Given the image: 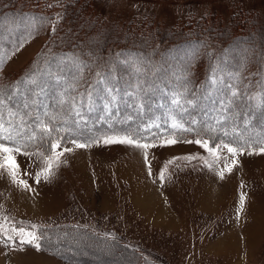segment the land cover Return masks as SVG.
<instances>
[{"label": "rangeland", "instance_id": "rangeland-1", "mask_svg": "<svg viewBox=\"0 0 264 264\" xmlns=\"http://www.w3.org/2000/svg\"><path fill=\"white\" fill-rule=\"evenodd\" d=\"M22 2L43 11V16L36 20L19 11ZM4 5L14 10L9 14L0 11V78L6 88L2 95L9 98L11 94L12 100L22 105L23 114L52 120L51 115L60 112L62 105H57L53 97L58 85L49 72H41L42 58L35 67L32 64L42 56L48 40L58 38L65 29L71 28L65 38L73 37V46L84 49L82 52L122 34L140 39L151 35L149 41L153 42L157 34L203 31L200 43L210 41V50L219 51L211 64L209 59H201L195 68L198 77L209 75L206 98L202 100L206 107H213V99L220 97L221 102L230 92L237 77L232 65L236 54L247 56L239 46L226 45L230 41L220 38L245 33L250 44L264 39V0H0V8ZM57 16L61 23L52 34L55 20L51 17ZM219 39L225 45L217 44ZM145 42L134 45L143 48ZM200 43L156 44L155 53L148 51L144 61L124 55L110 63L99 62L118 67L117 76L108 79L110 84L118 80L122 84L121 101L116 105L123 101L125 106V93H131L133 85L148 84L153 87L149 90L156 92L154 86L180 84L185 79V68L201 52ZM215 45L222 48L217 50ZM6 46L16 47L5 59ZM57 48L61 47L47 52ZM66 62L67 68L78 66V62ZM53 65L48 67L58 72L65 68L59 62ZM259 65L264 70V60ZM146 69H150L148 75L142 73ZM15 79L21 81L18 90ZM256 79L264 83V72ZM27 100L30 109L24 107ZM162 103L166 104L164 110ZM157 104L155 111L160 118L134 130V136L126 134V127L112 122L116 118L113 112L102 113V118L90 117L92 131L83 126L81 119H69L67 126L60 123V117L59 128L70 130L62 140L53 142L61 147L54 152L51 148H33L28 150L30 155H16L18 179L27 181L31 190L14 184L6 173L0 175V225L12 236L11 241H5L0 230V264H264V153L259 151L264 145L242 147V153L232 156L222 147L227 143L216 138L176 135L189 129L174 116L172 108H167L171 103L159 100ZM33 105L35 113L29 111ZM212 110L204 109L205 122L214 119ZM97 121L103 124L99 126ZM202 129L206 131L207 127ZM125 136L156 146L143 149L103 143L107 137ZM169 138L178 142L161 146ZM73 139L91 146L76 148ZM196 139L208 140L209 147L217 145L220 159H214L195 143L183 142ZM64 148L71 151L59 157L58 166L53 161L48 179L41 176L40 183H36L35 175L45 167L36 154L55 155ZM189 156L195 158L184 159ZM233 159L237 164L229 172L225 164ZM139 193L141 200H148L142 211L153 213L160 208L163 214L172 215L174 225L160 227L152 223L151 217L135 205ZM28 196L40 199L37 208L25 206ZM13 227L35 232L41 249L21 244L11 231Z\"/></svg>", "mask_w": 264, "mask_h": 264}, {"label": "trees", "instance_id": "trees-1", "mask_svg": "<svg viewBox=\"0 0 264 264\" xmlns=\"http://www.w3.org/2000/svg\"><path fill=\"white\" fill-rule=\"evenodd\" d=\"M22 5L23 6H18V9L26 13V15L36 20L41 17L40 15L43 16V11L39 12L36 8L26 5L25 2H22ZM13 10L14 9H7L6 5L0 8V11H3L2 14H9ZM51 19L55 20L52 21L55 22L53 23L52 34H55L60 25L59 23H61V17L58 18L57 16V19L51 17ZM92 23L93 22H91V25ZM70 30L71 28L65 29V33L59 34L58 38L54 40L49 39L42 50V56L37 58V60H33V67L41 62L39 66L44 70L41 72L45 73V71H47L49 72L48 74L55 79V84L58 86L55 88L56 90H54L53 97L57 105L58 103L62 105L60 106V112L51 115L54 120L41 115L37 117L31 114L24 116V135L28 143V150L33 148H50V145L54 141H60L63 136L69 135V129L62 130L59 128L60 121L62 125L68 126V124L71 123L69 119L75 118L76 121L81 119L83 120V126L85 128L87 126L90 128L92 123L89 122L88 119L92 116L102 118V113L106 115H109L110 112L115 113L116 118L112 122L118 123L116 125L119 127H126V134L134 136V130L139 131L141 127H147L150 122L160 118L161 115L155 111V108H158V101L160 100L162 102L163 100L170 105V103L172 104V101H170L171 99L173 102L174 99H179L180 104L177 105L173 103L167 106V108H172V110H174L173 113H175L174 116L181 121L184 127L189 129L188 131L177 132L176 135L216 138L236 148L248 147V149H251L264 145V83L256 79L264 72L262 66L259 65V61L264 60V39L263 41H259V43H255V45L249 43L250 39L244 35L245 33L242 35L233 34L232 36H228V38H226V36L220 38L223 41L226 39L230 41L226 45L239 46V50L246 53L247 56L239 57L237 54L235 57L233 56L235 58L232 64L234 67L233 72L237 74V77L233 79L231 83L230 92L221 99V102L220 97H218L217 100L213 99V107H206V104L203 103L202 100L206 98L204 96L206 94V89H208L207 78L209 75L198 77L195 68L198 67L197 63L201 59L205 60L207 58L209 59L208 65L211 64L212 59H217L219 51L210 50V41L207 42L204 40V43H200L204 36L203 31H192L187 34L174 31L167 35L157 34L153 42L149 41L151 35L140 39L137 37L127 38L128 34H122L121 36H116V38L108 37V39H106L107 41H104L99 47L90 46L86 48L87 51L82 52L84 49L77 50V47L73 46V37L70 38L72 40L65 38V35ZM220 39L216 41V43L219 44L221 42L222 45H225ZM138 41H146V45L143 47L144 49L134 45V43ZM197 41H199L202 47L201 52L198 53L196 57H193L192 61L185 68L183 73L185 79L180 84H177V86H154V88L157 89L156 92L155 89L151 92L149 89H153V87H148L150 86L148 84L136 86L127 85L132 87L133 90L131 93H125L124 104L126 107L121 104L123 101L116 105L117 102L121 101L122 84H119L121 83L119 80L115 82V84H110L108 79L111 78L112 75L117 76L118 67H112V64L102 65L99 64V62L105 61L110 63L112 59H121L124 55L144 61L147 59L146 55L150 54L148 51H151L152 54L155 53L154 49L156 44L159 46H169L170 44L175 45L177 43H196ZM76 43H79V41ZM56 46L61 48L55 49L52 53L47 52L53 50L52 48ZM103 46L106 47L103 48ZM15 47L9 46L7 48L6 46L4 52L5 59L10 56ZM165 48L166 47L162 49ZM213 48L219 50L222 46L218 48L215 45ZM38 59H41V61L36 63ZM66 61L71 63L74 61L75 64L78 62V66L71 65L72 69L67 68ZM58 62L61 64L59 65L61 68L65 66V68H63L64 70H61L62 72L55 70L57 68L48 67L51 63L53 65ZM149 70L146 69L142 73L148 75ZM208 70L210 71V68H208ZM23 74L28 76L29 73L25 74L24 72ZM96 78L98 81L95 80ZM17 79H15V86L18 90L17 86L21 84V81L18 83L16 82L18 81ZM26 79L27 81L30 80L28 77H26ZM4 85L5 84L0 78V99L5 100L4 105L0 107V114L3 115L5 121H12L14 125H19L20 116L24 115L21 111L22 105H18L12 98L10 99L8 96L5 97L2 95V92L6 91ZM161 91H166L168 95H166V93L160 95V93H162ZM22 93L23 97H25L26 91L24 89ZM157 93H159V95H157ZM26 102L29 103L28 100ZM108 105H111V107L113 106V108L109 107L108 110L105 109L104 107ZM163 105L162 108L164 110L166 104ZM30 107L32 106H28V109H30ZM34 108L35 105H33V109L29 111L31 113L34 111L35 113ZM211 108L213 109L211 112L213 113L214 119H212L211 122H205L203 119L206 115L204 114L206 113L204 109L209 111ZM48 109L51 110L53 108L50 105ZM15 113H19V115H14ZM60 117H62V120L59 121L58 119H60ZM41 121L46 128L40 126ZM120 121L125 123L124 126L119 124L121 123ZM97 124L101 125L103 123L97 121ZM203 127H207V130H203ZM90 130L92 131L91 128ZM116 130L121 131L119 129ZM66 131L68 133H66ZM122 131L125 132L124 130ZM27 137H31V139H27ZM68 227L78 229L76 226L69 225ZM93 235L91 234V236ZM100 238L102 239L104 237ZM93 239L95 240V238Z\"/></svg>", "mask_w": 264, "mask_h": 264}, {"label": "snow or ice", "instance_id": "snow-or-ice-1", "mask_svg": "<svg viewBox=\"0 0 264 264\" xmlns=\"http://www.w3.org/2000/svg\"><path fill=\"white\" fill-rule=\"evenodd\" d=\"M9 98H11V94H9ZM5 103L4 99H0V107H2ZM174 103L177 105L180 104L179 99H174ZM24 107L27 108L28 104L25 102ZM14 115H19V113H15ZM28 115L27 112L24 113V115L20 116V124L14 125L12 121H5L3 118V115L0 114V175H4L5 173L11 178L12 182L14 184H18L21 186L24 190H31L30 185L27 183V181L18 179V176L20 175V166L16 161V155H30L28 152V143L26 142V137L24 135V128H25V122H24V116ZM38 119V118H37ZM7 125V126H5ZM40 126L43 128H46V126L43 124V122H40ZM27 139H31V137H27ZM73 144H75L76 148H86L90 147L91 145L86 141L84 143H79L75 139L71 141ZM97 142V141H93ZM177 139L169 138L164 141L161 146H170L175 145L177 143ZM185 143H195L199 145L201 148H204L207 150L216 160H219L220 157L217 155L218 147L217 145H213L212 147H209L208 140L204 139H196L195 141L188 140L183 141ZM103 143L108 144H127L130 146H134L136 148H143L148 149L150 147H155V144L152 143H140L139 141L132 139L131 137L125 136L123 138H116V137H107L103 140ZM61 147L59 143H52L50 145V148L55 151V149ZM223 148L227 149V152L232 154V156H236L237 152H243V148H236L232 147L229 144H223ZM71 151V149L64 148L61 152L56 153L55 155H48L45 156L44 153H38V155L41 158V162L45 164V167L42 169L41 172L37 173L35 175V181L36 183H40L41 176L44 177V179H48L51 175L52 168L54 166L53 161L56 162V166H58L59 157L63 155L64 152ZM261 153H264V147H261L259 149ZM251 154V153H249ZM145 158L147 159V154L145 153ZM195 157H185L184 159L191 160ZM237 164V161L235 159L232 160L231 164H225V168L227 171H231L232 167ZM220 177L223 178L224 172L221 171L219 173ZM241 203H243V196L241 197ZM0 230H2V234L4 236L5 241H11L12 236L8 235V229L3 228V225H0ZM11 231L15 233V235L20 238L21 244H29L32 245L37 251L41 249L40 244L38 243L39 237L35 232L27 231L24 227L11 228Z\"/></svg>", "mask_w": 264, "mask_h": 264}, {"label": "bare ground", "instance_id": "bare-ground-1", "mask_svg": "<svg viewBox=\"0 0 264 264\" xmlns=\"http://www.w3.org/2000/svg\"><path fill=\"white\" fill-rule=\"evenodd\" d=\"M137 196V200L135 201V205L136 206H138V209L140 210V211H142V208H143V206H144V208H145V204H144V202H145V200H147V199H143V200H141V198H140V196H141V193H139L138 195H136ZM28 198H30V199H28ZM139 199V200H138ZM40 201V199H38L37 197H35V196H28L27 197V199L25 200V206H28V207H35V208H37L38 206H39V203H37V202H39ZM42 201V200H41ZM148 201V200H147ZM41 203H43V202H41ZM163 210H161L160 208L159 209H157V210H155V211H153V213H161V214H163L164 213V211L162 212ZM164 215V218L166 219V222L168 221H170V217L169 216H167V215H165V214H163ZM158 220V219H157ZM156 220V221H157ZM164 220V219H163ZM171 222V221H170Z\"/></svg>", "mask_w": 264, "mask_h": 264}, {"label": "crops", "instance_id": "crops-1", "mask_svg": "<svg viewBox=\"0 0 264 264\" xmlns=\"http://www.w3.org/2000/svg\"><path fill=\"white\" fill-rule=\"evenodd\" d=\"M137 209V207H136ZM140 212H144L146 214L147 217H151V222L154 224H157V226H160V227H167V226H173L174 225V220H173V217L172 215H168L170 217V221L166 222V217L164 218V215L161 214L160 212L157 214V213H152V212H146V211H140ZM158 219V220H157ZM164 219V220H163ZM157 220V221H156Z\"/></svg>", "mask_w": 264, "mask_h": 264}]
</instances>
